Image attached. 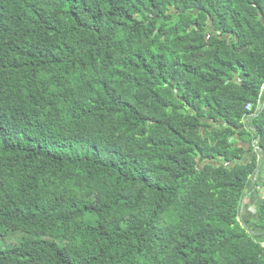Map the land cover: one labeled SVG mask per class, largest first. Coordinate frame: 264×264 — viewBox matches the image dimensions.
I'll return each mask as SVG.
<instances>
[{
    "label": "trees",
    "instance_id": "trees-1",
    "mask_svg": "<svg viewBox=\"0 0 264 264\" xmlns=\"http://www.w3.org/2000/svg\"><path fill=\"white\" fill-rule=\"evenodd\" d=\"M263 86L264 0H0V264H264Z\"/></svg>",
    "mask_w": 264,
    "mask_h": 264
},
{
    "label": "rangeland",
    "instance_id": "rangeland-1",
    "mask_svg": "<svg viewBox=\"0 0 264 264\" xmlns=\"http://www.w3.org/2000/svg\"><path fill=\"white\" fill-rule=\"evenodd\" d=\"M250 195H251V192H250ZM255 201H257V200H255ZM255 201L250 196L247 199L248 205H251V206L253 205V203ZM251 211L256 213V209L255 208L251 207ZM19 241H21V237L20 236H13L11 234L6 235V234H4V232L2 230H0V250L1 251H4V250H6L8 248H11V247L15 246L17 243H19Z\"/></svg>",
    "mask_w": 264,
    "mask_h": 264
},
{
    "label": "built area",
    "instance_id": "built-area-1",
    "mask_svg": "<svg viewBox=\"0 0 264 264\" xmlns=\"http://www.w3.org/2000/svg\"><path fill=\"white\" fill-rule=\"evenodd\" d=\"M263 94H264V86H263ZM249 109H252L253 108V103H250L249 106H248Z\"/></svg>",
    "mask_w": 264,
    "mask_h": 264
}]
</instances>
